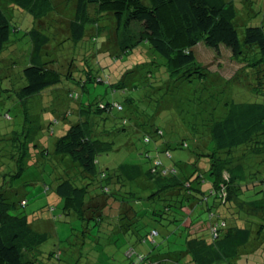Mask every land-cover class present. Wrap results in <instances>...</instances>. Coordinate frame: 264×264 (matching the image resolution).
<instances>
[{
	"label": "trees",
	"instance_id": "16d2710c",
	"mask_svg": "<svg viewBox=\"0 0 264 264\" xmlns=\"http://www.w3.org/2000/svg\"><path fill=\"white\" fill-rule=\"evenodd\" d=\"M247 1L251 13L245 10L248 22L239 25L238 9L241 2L242 8L246 7L244 0H75V14L65 20L69 38L82 42L87 23L101 22L107 16L112 23L97 26L98 34L92 40L96 39L99 48L89 52L100 54L104 48H113L125 62L136 46L147 45L152 66L162 70L159 81L167 74L162 89L176 92L171 99L180 117L164 115L179 135L173 142L154 122L158 110L135 115L137 130L131 128L139 133L142 143L132 149L127 142L118 143L131 132L129 126L106 125V111L123 105L104 98L81 99L76 103L78 114L66 115L72 121L57 138L55 153L71 159L76 176L65 167L64 174L52 183L46 179L43 183L46 192L56 194V204L50 210L59 208L65 220L73 214L82 222L81 250L88 244L86 233L97 230L92 245L96 256L80 252L75 264H113L118 258L128 264H237L242 253L257 252V258L263 254L264 23L254 24L253 20L258 10L264 11V0ZM6 5L37 17L42 27L50 23L42 20L57 9L53 0H0V52L6 50L16 29ZM91 5L97 16L91 15ZM114 32L119 34L118 45L107 47ZM25 33L31 34L34 48L32 62L22 70L24 81L19 91L25 100L56 86L64 75L74 78L79 70L76 79L83 87L95 80L86 62L77 64L65 58L57 69L52 62L41 61L51 37L32 27ZM201 43L217 53L221 47L230 50L232 59L242 64L232 79L221 81L219 74L213 78L199 59ZM150 72L144 65L134 84L147 100L151 98ZM125 85L120 81L115 88ZM55 90L41 95L54 98ZM178 93L186 96L181 107ZM50 98L44 100L50 102ZM125 100L131 104L135 99ZM173 149H188L190 160L167 165L154 156L164 152L172 159ZM0 152L11 155L5 158L13 163V177L27 167L23 147L2 148ZM103 154L109 156L101 158ZM205 160L207 166L202 169L200 163ZM27 185L30 183L23 181L16 186V198L0 193V264H74L63 258L60 249L42 251L44 235L49 232L39 234L32 226L33 217L25 211L28 200L19 192ZM159 235L162 238L156 243ZM148 241L152 242L150 248ZM122 245L129 247L121 250Z\"/></svg>",
	"mask_w": 264,
	"mask_h": 264
},
{
	"label": "rangeland",
	"instance_id": "374dc122",
	"mask_svg": "<svg viewBox=\"0 0 264 264\" xmlns=\"http://www.w3.org/2000/svg\"><path fill=\"white\" fill-rule=\"evenodd\" d=\"M244 1V6L247 7L248 5L250 7L249 1ZM53 2L57 6V9L54 10L55 12L52 13L53 16L50 14V16L48 15V17L42 20V22H50L47 27L39 26L40 23H38L37 17H33L30 13L20 10L15 6L6 5L9 8L8 15L16 29L12 33V40L6 46V50L0 52V150L2 148L3 150H12L23 147L26 152L24 166L27 167L20 175L13 177L14 169L10 167V164L13 166V163L5 158L11 155L4 156L0 152L1 156L4 157L2 159L0 156V193H6L10 198H16L18 197L15 192L16 186L23 181H28L30 185L23 186L19 192L20 195L25 196L28 200L25 211L33 217V228L39 234L44 235V232H49V235H44L47 239H45L41 247L42 251L46 254L52 250L60 249L59 251H63V258H67L68 261L70 259L75 264L80 252L84 256H96V248L92 247V245L97 241V230L93 229L90 235L86 233L89 237L87 240L88 244L81 250L78 243L80 242V237L83 236L82 222L73 214L69 215L65 220L60 215L59 208L56 209L55 207V211L50 210V207L56 204L54 200L56 194L52 190L46 192L43 183L44 179L51 182V180L54 181L56 177L64 174L65 167L70 169L69 172L72 176L76 173L73 169L74 167H72L73 162L70 158L67 156L62 157L55 153L57 138L66 132L69 123L72 121V117L68 118L66 115L78 114L76 103H80L79 100L82 101L81 99L95 100L104 98L123 105V108L116 107L109 112L106 111L108 114L106 125L111 126L113 123H119L120 126L123 124L129 126L131 132L124 137L125 141L119 139L118 143L123 145L127 142L128 146L132 149L134 146H140L142 143L138 136L139 133L135 132L137 130L133 124L135 123V118H133L135 115L141 113L143 110V112L147 111L145 113H148V115L158 110L159 112L154 122L156 126L164 128L169 139L173 142L180 138L171 124L172 120L166 121L164 115H174L177 119H180V117L176 115L177 106L173 104L171 99V94L174 93L175 96L176 92L168 91L167 87L162 89V81L167 79V74H165V79L159 81V73L162 70L158 71L159 68L152 66L151 55L149 54L147 45L139 44L136 46L134 52L127 55L125 62L118 59L117 50H112L113 48L109 49V51L108 48H104V52L102 51L99 54L95 51L92 54L89 52V49L91 51V49L99 48V43H95L96 39L92 40V36L98 34L97 26H103L104 22L108 24L112 22L106 16L101 22L97 21V24L94 22L87 23V36L82 42L75 43L67 35L68 21H65L66 19L70 20L72 15L75 14V0H53ZM240 4L241 7L238 9L240 14L238 15L237 23L243 25L245 22H248V20H245L247 16L245 10L249 12V8H242V2ZM89 10L92 16H97L98 13L94 5H91ZM261 10H258L257 15L255 14L254 24H257V22L264 23V11L262 12ZM31 27L37 28L51 37L49 42L50 47L45 49L41 61L52 62L53 66L57 69L61 68L63 59L65 58H68L67 62L74 60L77 64H84L86 62L89 66L88 68L93 69L95 80L87 82L86 88L83 87L81 84L84 83L80 84L76 79V76H80L77 75L80 73L79 70L77 74L74 73V78H68L64 75L59 84L44 90L48 91L56 87V93L52 92L53 94L55 93L54 98L51 97L52 94L41 95L43 91L41 94H36L25 100L20 94L19 88L24 81L22 70L29 62H32L31 57L34 49L32 37L30 33H25ZM101 35H106V32H101ZM118 35V32H114L109 36L107 47L115 48L118 45ZM98 38L99 42H101L102 36L99 35ZM197 53L199 59L212 71L213 78H217L216 75L219 74L221 75L219 77L221 81L223 79H232L242 65L232 59L230 50L225 47H221L217 53L201 43L197 47ZM144 65L150 67L151 70L149 75L151 76L150 81L152 85L149 88L151 90V98L148 99L150 100L149 103L144 92H138L134 88L135 81L139 80ZM247 80L245 79L244 82H247ZM120 81L126 84L124 88H115ZM113 86L114 88L112 89ZM165 92L168 95H164ZM69 94H73L74 96H70ZM126 97H134L135 100L130 104L125 100ZM185 97L184 94L178 93L180 107L183 106L184 100L182 98ZM48 98H50V102L44 100ZM48 103L51 104L50 107H48ZM71 105H76V107L74 108ZM69 110L71 111L70 113ZM186 111H189V107L185 109ZM50 126L51 128H49ZM131 127H135V130ZM108 129L111 131V127H108ZM32 140L34 141L32 142ZM171 151L173 155L172 159L166 158L164 152H160L154 156L165 160L167 165L171 164L172 161H185L191 158L189 157L190 151L188 149H173ZM33 155L35 156L34 158ZM115 155L116 157L123 156L119 155V153H115ZM108 156V154H103L101 158H107ZM200 166L202 169L206 168L207 160L200 163ZM53 167L54 170L52 171ZM10 185H13L14 188ZM260 186L258 185V187ZM144 204L145 202L139 204L141 212L143 211ZM57 215L59 216L57 217ZM157 228L162 230L160 226H157ZM102 236H104L103 239L105 240V235ZM161 238V235L157 236L156 243L160 242ZM148 242V247L150 248L152 242ZM121 247V250H123V248H128L129 245H122ZM256 253L248 252V255L242 253L237 259V264H264V252L258 256L260 258H257ZM82 261L80 260V262ZM89 261H91V258ZM71 262L69 261V263ZM113 264H128V260L118 258Z\"/></svg>",
	"mask_w": 264,
	"mask_h": 264
}]
</instances>
